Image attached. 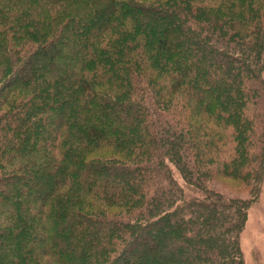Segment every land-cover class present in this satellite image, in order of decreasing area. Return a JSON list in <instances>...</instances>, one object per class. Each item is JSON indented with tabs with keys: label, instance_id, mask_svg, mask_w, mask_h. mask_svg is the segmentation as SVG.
Segmentation results:
<instances>
[{
	"label": "trees",
	"instance_id": "obj_1",
	"mask_svg": "<svg viewBox=\"0 0 264 264\" xmlns=\"http://www.w3.org/2000/svg\"><path fill=\"white\" fill-rule=\"evenodd\" d=\"M251 159L259 174L264 0H0V264H244L248 203L206 167Z\"/></svg>",
	"mask_w": 264,
	"mask_h": 264
},
{
	"label": "rangeland",
	"instance_id": "obj_2",
	"mask_svg": "<svg viewBox=\"0 0 264 264\" xmlns=\"http://www.w3.org/2000/svg\"><path fill=\"white\" fill-rule=\"evenodd\" d=\"M141 1H144L145 3L150 5L153 4L155 1L159 0ZM49 36L50 35H48L47 37ZM128 88L129 91H131L130 97L132 98V96H134L136 92L134 93V89L132 88V86H129ZM168 93L169 94H167V96L165 97L170 100L174 98L170 101L168 105L169 113L174 114L177 110H180L181 107L183 110L187 111L186 107L181 104V101L185 99L183 96L176 94V92H173L171 89H169ZM179 117L181 120H188V114H180ZM149 146L150 145L147 144V147ZM94 149L95 151L92 152H94L95 154H101L104 150L102 149V151H100L99 149ZM148 150L149 149H147V151ZM144 152L145 153L143 156H146V150ZM118 156V154H109L110 158L116 160H118V158L121 159ZM146 157L148 160L150 158V155ZM167 162L169 167L172 169L175 179L181 186H183L186 193V197L202 199V192L198 189L197 184H195V182L192 184H187V180L180 173L177 166L169 159L167 160ZM252 162L255 163V161H252L251 159L249 161V165H251L249 167V170H245L243 172L244 177L238 178V176L233 177L224 174L218 168L216 163H214L213 161H209L207 162L206 167L208 169L209 178L205 184L209 191L213 193H220L224 199H232L235 201H242L248 203L246 218L242 225L238 228V230L240 231L239 243L242 251L243 262L244 264H264V161L262 162L263 164L261 166V172L259 174H257V172L253 169L254 166L252 165ZM91 201H87L88 203L86 205H89V207H91L88 209H96L100 207L96 205L98 204L97 200L96 202ZM133 203L141 205L143 202L138 201ZM92 204L95 205L92 206ZM103 209L107 210V212H110L112 214L114 213L111 212V209L104 207ZM160 230H164V228L161 229L158 224L154 225L151 228L152 234L154 235L157 234ZM24 237L25 236L23 235V238ZM17 242L19 246L23 248L22 238L17 239ZM139 243H141V246L144 248V245L146 244L144 239H141ZM169 248L170 247L168 246L167 250H169ZM67 252H69V250ZM130 259H133L136 263L142 262L143 260H145V253H143L140 249L138 250L137 248V250H135L131 255Z\"/></svg>",
	"mask_w": 264,
	"mask_h": 264
}]
</instances>
